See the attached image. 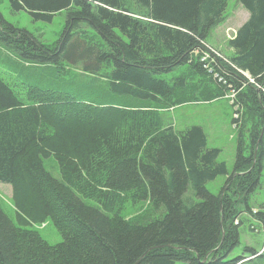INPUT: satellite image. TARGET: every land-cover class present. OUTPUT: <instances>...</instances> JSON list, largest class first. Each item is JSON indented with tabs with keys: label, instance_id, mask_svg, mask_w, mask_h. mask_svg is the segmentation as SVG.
<instances>
[{
	"label": "trees",
	"instance_id": "1",
	"mask_svg": "<svg viewBox=\"0 0 264 264\" xmlns=\"http://www.w3.org/2000/svg\"><path fill=\"white\" fill-rule=\"evenodd\" d=\"M228 1L10 0L12 11L34 21L50 23L66 11V24L50 49L0 13L1 44L26 62L67 64L92 78L79 97L30 88L23 99L0 79V183L12 188L19 224L49 220L62 237L49 245L36 231L16 227L0 207V264H240L264 255L246 247L249 255L230 258L240 244L237 204L264 223V211L252 213L249 204L264 171V0H237L249 18L228 41L234 54L211 62L212 72L200 62ZM184 65L238 92L232 106L242 112L239 128L244 109L254 121L251 150L245 154L238 143L231 174L218 161L221 151L207 148L202 127L177 132L160 106L135 104L192 99L184 78H158ZM126 100L129 109L119 106ZM50 157L61 179L45 169ZM219 176L226 184L214 195L206 184ZM189 185L196 201L185 200ZM129 196L161 215L144 223L110 216Z\"/></svg>",
	"mask_w": 264,
	"mask_h": 264
},
{
	"label": "rangeland",
	"instance_id": "2",
	"mask_svg": "<svg viewBox=\"0 0 264 264\" xmlns=\"http://www.w3.org/2000/svg\"><path fill=\"white\" fill-rule=\"evenodd\" d=\"M0 13L9 24L33 34L41 44L50 49L57 47L67 18V12L63 11L54 15L50 23L34 21L25 11H12L10 0H0ZM245 18L246 12L237 3V0H229L223 23L210 32L205 45L217 54L222 61L227 62L232 57L226 41L234 35V30L244 22ZM88 36L94 40H99L94 32L90 30H88ZM244 76L250 78L247 73ZM91 78V75L84 73L78 67L67 64L53 67L26 62L0 43V79L13 90L19 99L25 98L28 93L27 89L30 88H39L47 92L63 91L74 97H79L80 92L83 90L81 84ZM158 78L167 81L174 78H184L187 84L186 93L192 99L180 105L164 107L161 105L165 101L157 104L135 100L137 107L155 108L160 106L159 111L164 116L163 119L167 124L172 125L177 132L184 131L191 126L202 127L207 139V148H217L221 151L218 161L225 162L228 172L231 174L238 143L243 144L245 154H248L251 150L250 134L254 128V121L250 118L249 113H246L244 109V120L239 128L242 112L237 114L236 110L238 108L232 106L234 103L232 93L219 89L208 77L197 75L188 65L178 67L170 73L159 75ZM249 82L253 83V80H249ZM210 93L211 95L217 93L219 96L208 99ZM237 93L235 92V95ZM119 106L127 109L132 107L128 100L122 102ZM236 117L238 118L237 124H234L233 118ZM254 151L256 154V150ZM43 165L53 177L61 179L57 161L53 157L44 159ZM226 180L227 177L219 176L215 180L207 182L206 188L210 193L218 195L224 189ZM229 186L226 188H229ZM232 190H230V194ZM190 198L196 201L191 185L187 188L185 200L187 201ZM238 202L240 203V198ZM86 203L91 206H98L94 201L87 200ZM249 204L252 213L264 211V171L260 178L259 188L249 197ZM0 207L16 227L20 229L25 227L36 231L49 245H56L62 241L59 232L49 220L42 224H34L30 221L28 222L29 225L19 224L12 200V188L8 184L0 183ZM237 209L239 214L235 222L242 223L239 228L240 244L235 248L230 258L249 255L244 250L246 247L259 253L264 252V223L259 222L251 213L247 212L243 205L237 204ZM160 215L161 211L154 209L148 202L134 201L130 196L117 202L114 209L110 211L112 217L140 223L156 219ZM177 264L185 263L178 262ZM240 264H264V255L247 259Z\"/></svg>",
	"mask_w": 264,
	"mask_h": 264
},
{
	"label": "built area",
	"instance_id": "3",
	"mask_svg": "<svg viewBox=\"0 0 264 264\" xmlns=\"http://www.w3.org/2000/svg\"><path fill=\"white\" fill-rule=\"evenodd\" d=\"M207 47V46H206ZM208 48V47H207ZM215 59H221L217 54H215L214 52H212L209 48L207 51H204L201 53V56H200V62L205 64V68L209 71V72H212V69H211V62H214ZM222 60V59H221ZM216 77H218L216 75ZM251 78V77H250ZM248 78L249 80H253L252 78L250 79ZM232 93V92H231ZM234 98H235V93H232V95ZM237 118V117H236Z\"/></svg>",
	"mask_w": 264,
	"mask_h": 264
},
{
	"label": "crops",
	"instance_id": "4",
	"mask_svg": "<svg viewBox=\"0 0 264 264\" xmlns=\"http://www.w3.org/2000/svg\"><path fill=\"white\" fill-rule=\"evenodd\" d=\"M242 7V6H241ZM243 8V7H242ZM244 9V8H243ZM245 10V9H244ZM245 12H246V18H245V20H244V22L243 23H241L239 26H238V28L236 29V30H234L235 31V33H234V35L230 38V39H233L234 38V36H235V34H236V31L248 20V18H249V14H248V12L245 10ZM218 27V26H217ZM217 27H215L214 29H212V30H215ZM211 30V31H212ZM210 34V33H209ZM229 39V40H230ZM228 40V41H229ZM228 41H226V45H227V48H228V50L232 53V55L234 54V50L232 49V48H230L229 47V45H228Z\"/></svg>",
	"mask_w": 264,
	"mask_h": 264
},
{
	"label": "water",
	"instance_id": "5",
	"mask_svg": "<svg viewBox=\"0 0 264 264\" xmlns=\"http://www.w3.org/2000/svg\"><path fill=\"white\" fill-rule=\"evenodd\" d=\"M206 260H203L202 263H204Z\"/></svg>",
	"mask_w": 264,
	"mask_h": 264
},
{
	"label": "bare ground",
	"instance_id": "6",
	"mask_svg": "<svg viewBox=\"0 0 264 264\" xmlns=\"http://www.w3.org/2000/svg\"><path fill=\"white\" fill-rule=\"evenodd\" d=\"M231 99V98H230Z\"/></svg>",
	"mask_w": 264,
	"mask_h": 264
}]
</instances>
